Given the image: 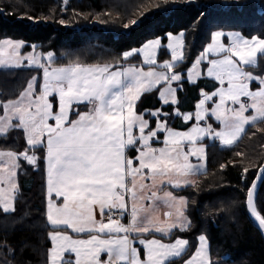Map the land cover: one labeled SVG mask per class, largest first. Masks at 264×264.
I'll use <instances>...</instances> for the list:
<instances>
[{
    "label": "rangeland",
    "instance_id": "obj_1",
    "mask_svg": "<svg viewBox=\"0 0 264 264\" xmlns=\"http://www.w3.org/2000/svg\"><path fill=\"white\" fill-rule=\"evenodd\" d=\"M243 2L221 3L226 7ZM89 24L96 25V21ZM23 45L19 40H0V69L29 65L38 69L40 78H32L16 100L0 104V134L16 123L26 135L28 146L45 147L43 140L46 141L45 160L52 173L51 180L54 173H58L60 180L48 186L49 223H62L73 233L94 230L79 239H72L67 232L50 234V256L55 258L61 252L71 251L76 264H165L170 257H176L173 255H179L180 241L165 245L151 233H162L155 226L181 225L187 221L186 199L175 192L194 185L205 171L203 142L215 139L220 145H232L247 126L264 119V73L256 71L258 57L264 53V41L234 30H216L211 34L208 44L185 71V79L196 84L204 78L216 87L199 94L192 114L181 115L184 122L193 121L185 130L167 127L159 110L148 111L149 117L155 119L152 129L144 114L136 110L141 95L155 89L162 105L176 103V90L182 80L176 66L184 58L183 32L168 34L164 45L160 38L147 40L123 52L120 62L102 65L73 62L57 66L51 63L52 56L42 54L36 45L28 52H23ZM162 51L166 54L159 59ZM133 56H138V64L122 65V60ZM82 106L85 110L73 115ZM174 114L179 115L177 111ZM89 127L94 129L85 146L79 145L74 138ZM49 133L53 136H47ZM70 140L74 145L66 149L68 157L51 147H67ZM79 148H85L81 159ZM22 158L33 163L29 155ZM88 170L95 175L91 184L100 198V212L95 214L86 205L57 207L50 195L68 190L67 177L75 189L76 179L81 174L85 177ZM16 172V161L0 159V203L5 208L11 202L13 206ZM130 205L132 210L128 212ZM115 209L122 212L121 218L116 223L105 222L103 211L112 213ZM124 214L127 221L122 223ZM79 215L83 218L95 215V224L87 229V223H82L85 224L82 228L79 222L76 224ZM197 240L196 253L189 264H210L205 235H199Z\"/></svg>",
    "mask_w": 264,
    "mask_h": 264
},
{
    "label": "trees",
    "instance_id": "obj_2",
    "mask_svg": "<svg viewBox=\"0 0 264 264\" xmlns=\"http://www.w3.org/2000/svg\"><path fill=\"white\" fill-rule=\"evenodd\" d=\"M184 1L0 0V40L21 41L23 52L36 45L42 54H50L51 63L57 66L73 62L102 65L120 62L123 52L147 40L160 38L164 45L168 34L183 32L184 58L176 66L182 80L176 103L162 105L155 89L141 95L136 110L144 114L152 129L155 119L148 111L159 110L167 127L185 130L193 121L184 122L181 115L193 113L201 91L216 87L204 78L190 84L185 71L216 30H234L264 41V0H239L244 2L226 7L223 0ZM92 20L96 25L89 24ZM163 52L159 59L164 58ZM138 62V56H133L121 63ZM256 71L264 73V53L258 57ZM35 77L39 79L40 73L29 65L0 69V104L16 100ZM83 110L85 106L73 115ZM203 144L205 171L194 185L175 192L186 199L189 224L166 238L170 242L181 237L187 246L180 257L166 264L187 259L201 234L209 244L210 264H264V240L245 211L248 188L264 163V119L247 126L232 146L221 147L215 139ZM0 152L20 156L13 209L8 213L0 209V264H48L49 234L56 230L46 220L45 147H28L24 132L14 123L0 134ZM23 155H29L33 163ZM254 208L264 221V179Z\"/></svg>",
    "mask_w": 264,
    "mask_h": 264
},
{
    "label": "crops",
    "instance_id": "obj_3",
    "mask_svg": "<svg viewBox=\"0 0 264 264\" xmlns=\"http://www.w3.org/2000/svg\"><path fill=\"white\" fill-rule=\"evenodd\" d=\"M188 114H185L186 117ZM32 118V117H31ZM91 129H94L93 127H89V130L87 131H83L81 133H79L74 139L76 140L75 142L77 143H80L79 145H83L85 146V142H86V139L87 137L89 136V133L91 132ZM38 133H41V127H39L38 129ZM47 136H53V133H49L47 134ZM24 137H25V141H26V144H27V138H26V135L24 134ZM73 140H70L67 147H58V146H52V149L58 151L57 149H60V151L62 152L63 155H65L66 157H68V153L66 152V149H70L74 143H72ZM74 142V141H73ZM43 143L45 144V147H46V154L48 152V146L46 144V141L43 140ZM233 145V144H232ZM232 145H220L221 147H229V146H232ZM28 146V144H27ZM34 146H39V145H34ZM34 146H31V147H34ZM30 147V146H28ZM80 150H82L81 152H79L78 156H79V159H81L82 157H84V152L83 149L79 148ZM12 154H8L6 152H0V159H6V158H9L14 161L17 162V159L16 156H10ZM14 157V158H13ZM50 175H52V173H50V169H49V164L47 162V160H45V184H46V187H45V193L47 194V192L49 193V189H48V186L49 184H57V183H60V180L57 178L58 176V173H54L53 175V180H51V177ZM93 178H95V175L93 173L90 172V170H88V173L86 174V176L84 177L83 174H81L80 178L79 179H76V188L74 189V184L72 183V180L71 178L67 177L70 185H66L67 182L65 183V186L68 187V190L66 192H59L57 191L58 193L55 192L54 194H56V196H59V197H56L55 195H50V197L52 198L51 200L54 201V203L57 205V207H61L63 204H70L72 207H75V206H89V208L91 209L92 208V212L97 214L100 212V206H99V201H100V198L98 199V195L95 194L94 192V187L93 185L91 184V181L93 180ZM62 183H63V178H60ZM84 180L86 182H84ZM55 185L53 186L55 189H57L55 187ZM52 187V186H51ZM129 187V186H128ZM53 189V188H52ZM51 189V190H52ZM54 190V189H53ZM17 192V186L15 185L14 188L12 189V196H11V199L13 200L14 199V196ZM47 196V199H46V203H47V200H48V194L46 195ZM127 197L129 196V194L126 195ZM97 203V205H93V203ZM46 203H45V208H46ZM186 206V205H185ZM0 209L5 212V213H8V212H11L12 209H13V206H12V202H11V205H9L7 208L3 207V204L0 203ZM186 209V207H185ZM132 209H131V205L130 207L128 206L127 207V211L130 212ZM114 211H119L121 212L119 209H115ZM109 212V211H108ZM106 213V211H103V218H104V221L107 222V217L111 214V213ZM122 213V212H121ZM185 213V212H184ZM130 215V214H129ZM95 215L92 216L91 218H83L81 215H79V218H77V225H78V222H79V226H81L82 228L85 226V224L87 223L88 227H86L87 229H90L91 226L93 224H95ZM187 218V217H186ZM46 220H47V223L48 225L56 230V231H52L50 234L52 233H62L64 234V232H67L69 233V236L72 235V239H79L81 237H88L90 234H92L94 232L93 229H90V233H76V232H72L70 230V227L69 226H64L62 223H59V222H54L56 225H51L49 223V219H48V216H47V210H46ZM127 221V215L124 214V218L122 219V223L126 222ZM82 223H85V224H82ZM60 224V225H58ZM62 224V225H61ZM127 224V223H126ZM125 224V225H126ZM189 222H188V219L187 221H185L184 223H182L181 225H174V226H169V225H165V226H155L157 227L158 229H160L162 231V233H159L158 234H155V233H151L152 235H154L156 238H158L160 241H162L165 245H172L173 243H175L176 241H180V244H181V250L179 255H173V256H176V257H170V259H168L165 264L171 260H174L178 257H180L185 249H186V241L183 240V239H176L175 241L173 240L172 241H166V238L170 235V233L173 231V230H179V231H183L187 228ZM65 229V230H64ZM68 230V231H67ZM92 230V231H91ZM72 233H71V232ZM49 234V235H50ZM88 235V236H87ZM150 235V236H152ZM116 236H121V235H116ZM199 237V236H198ZM198 239V238H197ZM50 241V239H49ZM197 242H199L197 240ZM178 243V242H177ZM49 250H52V245L50 243V249ZM71 251H67L66 253L61 254L60 255H57V257L55 258H52L48 252V264H76V261H75V256L70 253ZM172 254H173V251H171ZM195 253H196V248L195 250L189 255V257L187 259H185L182 263H179V264H189L192 259L194 258L195 256ZM168 258V257H167Z\"/></svg>",
    "mask_w": 264,
    "mask_h": 264
},
{
    "label": "water",
    "instance_id": "obj_4",
    "mask_svg": "<svg viewBox=\"0 0 264 264\" xmlns=\"http://www.w3.org/2000/svg\"><path fill=\"white\" fill-rule=\"evenodd\" d=\"M199 94L203 95L204 92L201 91ZM263 179H264V163L258 168L254 176V179L252 180V183L250 187L248 188V191L246 194V200H245V211H246L248 218L252 222L253 226L261 234L264 240V222L258 216L254 208V199H255V196L258 192V189Z\"/></svg>",
    "mask_w": 264,
    "mask_h": 264
},
{
    "label": "built area",
    "instance_id": "obj_5",
    "mask_svg": "<svg viewBox=\"0 0 264 264\" xmlns=\"http://www.w3.org/2000/svg\"><path fill=\"white\" fill-rule=\"evenodd\" d=\"M122 213L119 211H113L108 217H107V222L109 223H116L119 218H121Z\"/></svg>",
    "mask_w": 264,
    "mask_h": 264
}]
</instances>
